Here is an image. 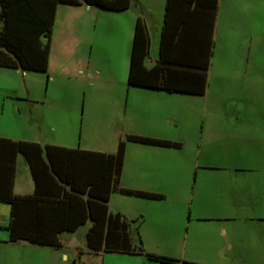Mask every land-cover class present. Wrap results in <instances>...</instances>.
Returning a JSON list of instances; mask_svg holds the SVG:
<instances>
[{
  "label": "rangeland",
  "instance_id": "rangeland-1",
  "mask_svg": "<svg viewBox=\"0 0 264 264\" xmlns=\"http://www.w3.org/2000/svg\"><path fill=\"white\" fill-rule=\"evenodd\" d=\"M220 1L208 94H182L181 103L169 105V119L173 120L167 125L168 133L183 146L169 147L164 152L170 161L175 160L173 174L165 184L168 197L138 199L145 204L138 205L144 211L141 215L146 226L150 230L154 225L163 226L173 240L177 234L224 240L227 235L221 228L225 227L229 235L231 225H236L237 235L245 240L255 235L264 238V212H244L237 205L238 210L233 212L237 219L212 222L202 221L200 218L208 212L194 210L192 205L194 174L198 170L204 173L203 177L215 174V186L228 181L224 171L227 169L206 166H231L233 161L243 165L246 160L249 166L264 171V0ZM58 5L64 25L61 29L57 25L53 31L50 70L0 67V129L13 135L24 130L27 135L42 139H70L81 135L84 119V128H88L84 137L111 145L115 140L116 115L114 101L107 99L106 94L111 95L112 80H120L122 72L118 57L124 42L118 30L123 21L112 10L97 6L85 4L83 9L75 6L79 4ZM72 13L83 14L82 26L74 35L70 31L76 29L78 18ZM55 121L65 127L52 130ZM248 213L251 219L244 217ZM204 249L192 251L194 255H207ZM212 256L215 258L200 261L264 264V259H227L219 253ZM84 259L88 261L87 256Z\"/></svg>",
  "mask_w": 264,
  "mask_h": 264
},
{
  "label": "crops",
  "instance_id": "crops-1",
  "mask_svg": "<svg viewBox=\"0 0 264 264\" xmlns=\"http://www.w3.org/2000/svg\"><path fill=\"white\" fill-rule=\"evenodd\" d=\"M182 1L188 2L190 0ZM196 1L192 0V2ZM200 1L204 3L207 0ZM220 2L219 0L218 10L212 8L215 23L210 68L216 44ZM167 3L168 0H131L128 9L123 11L112 10L123 21V25L118 31L124 42L120 48L118 57V61L122 67L120 80H112L113 92H111V95L106 94L107 99L114 101L113 114L116 115L114 120V130L116 132L114 142L111 145L106 143L101 144L99 139L92 140L84 137V131L88 129L86 126L84 128V119L81 135L79 137L78 135H74L70 139H51V137L42 139L35 135H27L24 130L21 131L20 135H13L0 129V195L7 193L11 183L12 193L16 196L29 197L39 195V202H41V199L43 201L56 199L59 195L62 197L64 192H71L72 187L70 183L62 181V177L57 173L63 176L66 174L70 175L74 169V160L77 162L78 158L80 159V165H84V158H82L84 156L78 150L85 149L117 153L121 140H126L123 169L119 176L118 187L111 193L110 199L107 202L109 215H112L114 220L117 218L120 222H130V226L133 229L131 236L134 248H136L137 244H142L145 252L179 261L164 262L159 259L150 258L146 253L138 251L139 247L131 252L102 250L99 253H95L88 246V232L93 225V219L91 218H88L85 223L80 224L75 230L60 231L58 234L61 242L60 246L43 245L29 239L13 240L11 229L9 228L13 205L11 202L2 199L0 200V264H189L187 262L201 264L203 261L200 260H211L215 258L212 254L217 253L220 254L221 258L227 259L232 258L244 261L264 259V238H258L255 235L245 240L244 237L237 235L236 225L229 227V235L225 227L221 228V232L227 235L224 236V240L221 238L219 240L213 239L211 236L200 237V235H192L190 238L188 234L186 237L177 234L173 240L169 231L167 233L163 226L154 225L153 229L150 230L142 219L141 214L144 211L139 209L138 204H145L138 202V199L146 201L167 199L168 194L165 190V184L173 174L171 170L174 169L175 160L170 161L169 156L164 155L167 153L169 146L133 141L129 140L128 136L153 137L182 144L181 141L174 139L168 133L167 125H170L169 120H173L169 119V105L174 106L181 103L180 98L182 94L206 96L209 91L210 68L206 89L201 94L182 91L170 92L166 89H153L129 83L131 55L138 18L141 17L148 27L150 35L149 53L145 59V65L148 68H152L157 65L161 56L160 47ZM85 4L82 2L75 6L84 9ZM194 6L195 4L191 5V8L187 10L184 5V10L180 9L178 13L185 15L188 11L192 12ZM202 9L203 17L209 15V7L207 8L204 5ZM207 10L208 12H205ZM60 12V6L57 5L53 31L56 30L57 25H60L59 29L64 25L59 15ZM76 14L78 13L76 12ZM72 17L78 18L76 29H71L70 31V34L74 35L79 32L82 26L81 19L83 18V14L75 16L72 13ZM0 23H2L1 19ZM53 31L52 39L54 38ZM52 51L53 47H51L50 51L48 69L42 72L50 70ZM0 67H4V69H16L7 66ZM4 71L7 72L8 70ZM125 71V75L122 76ZM106 84L109 85L110 82ZM64 127L65 125L55 121L52 130H62ZM41 130L40 125L39 131ZM7 139L24 141L27 150L37 152L41 149L42 158L35 154L36 156L33 157L32 165L28 156L23 151L12 148ZM114 143H116L115 146ZM49 146L53 147L51 155L48 154ZM110 146L112 147L110 148ZM135 150L139 151V153L134 155L131 152ZM11 153H14L12 155L13 160L10 159ZM34 168L43 171V173H39V179H36L34 175ZM205 168L227 169L224 171L225 178L228 181L225 182V185L215 186L214 180H217L215 174H212L213 177H203L204 173H200L199 170L194 174L192 186L193 209H203L208 212L200 218L202 221L235 220L237 216L233 212L238 210L237 205H240L239 210L241 209L244 212L252 210L264 212V171H258V168L249 166L246 160H244L243 165L233 161L231 166H206ZM83 172L80 166V173L82 174ZM223 175L224 173L221 174L220 179H223L221 178ZM81 183H84V175ZM119 188L163 194V197L149 198L136 194H127L121 192ZM77 194H79L78 197L84 199V193L80 192ZM254 195H256L255 198ZM22 205H25L22 206L23 210H25V207H29L30 203H23ZM216 211H219V213L214 214L213 212ZM209 212L211 213L209 214ZM192 213L194 212L191 209V216ZM244 217L251 219L249 213L245 214ZM261 217L264 220V213L261 214ZM27 220L28 217L25 216L23 225L24 229L28 230V227L33 226L36 221L35 219L29 222ZM54 225L58 226V223ZM164 231L167 233L166 235ZM204 244L208 245L207 248L203 247ZM193 249H199L200 252L204 249L203 251H207L208 254L202 255L199 252L194 255ZM199 254L201 257H199ZM85 256L88 257V261L84 259ZM202 264L214 263L203 262Z\"/></svg>",
  "mask_w": 264,
  "mask_h": 264
},
{
  "label": "trees",
  "instance_id": "trees-1",
  "mask_svg": "<svg viewBox=\"0 0 264 264\" xmlns=\"http://www.w3.org/2000/svg\"><path fill=\"white\" fill-rule=\"evenodd\" d=\"M196 1V0H195ZM219 0H207L204 3L182 0H168L165 24L162 32L160 60L156 66L148 68L145 59L148 56L149 31L145 21L139 17L136 24L134 44L131 55L129 83L153 89H166L170 92L204 93L207 76L213 54L214 11L218 10ZM60 2L80 4L82 2L106 10L123 11L128 9L131 0H0V66L20 68L22 70L47 71L51 51L52 31L56 8ZM200 3V4H199ZM210 3V4H208ZM193 11L181 14L184 5ZM210 8L209 15L203 17V6ZM185 12V11H184ZM187 12V11H186ZM205 12H208L205 11ZM129 140L157 144L169 147H181L180 142L145 136H128ZM15 150L23 151L33 165V157L42 158V150L34 152L25 148L24 141L7 139ZM48 147V154L51 149ZM84 158L73 163L70 175H62V181L71 184L72 191H66L60 197L39 202V195L27 197L12 193L10 183L7 193L0 200L12 203V219L9 228L12 239H29L43 245L60 246L59 232L75 230L88 218L93 225L88 232V246L95 253L105 251L131 252L137 249L150 258L164 262L179 261L145 252L142 244L133 247L130 222L113 219L108 212V200L118 187L119 176L123 169L126 140H121L117 153L95 150H78ZM36 154V155H35ZM14 153H11V160ZM80 166L84 171L80 173ZM84 166V167H83ZM53 167V166H52ZM13 168V167H12ZM39 179L43 171L34 168ZM84 175V183L82 178ZM39 181V180H38ZM121 192L149 198H162L163 194L119 188ZM77 191V192H76ZM84 193V199L77 193ZM81 200L79 201L78 200ZM30 203L23 210V203ZM28 211V212H27ZM28 222L36 223L24 229V217ZM33 216V218H32ZM58 223V226L54 224ZM196 264L194 262H187Z\"/></svg>",
  "mask_w": 264,
  "mask_h": 264
},
{
  "label": "built area",
  "instance_id": "built-area-1",
  "mask_svg": "<svg viewBox=\"0 0 264 264\" xmlns=\"http://www.w3.org/2000/svg\"><path fill=\"white\" fill-rule=\"evenodd\" d=\"M81 264H85V263H81Z\"/></svg>",
  "mask_w": 264,
  "mask_h": 264
}]
</instances>
